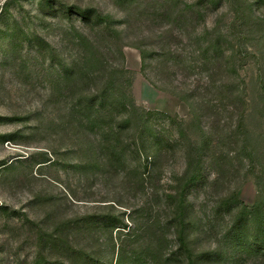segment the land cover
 I'll return each instance as SVG.
<instances>
[{
    "label": "rangeland",
    "instance_id": "374dc122",
    "mask_svg": "<svg viewBox=\"0 0 264 264\" xmlns=\"http://www.w3.org/2000/svg\"><path fill=\"white\" fill-rule=\"evenodd\" d=\"M0 264H264V0H0Z\"/></svg>",
    "mask_w": 264,
    "mask_h": 264
},
{
    "label": "trees",
    "instance_id": "16d2710c",
    "mask_svg": "<svg viewBox=\"0 0 264 264\" xmlns=\"http://www.w3.org/2000/svg\"><path fill=\"white\" fill-rule=\"evenodd\" d=\"M83 14V13H82ZM180 241H181V246L183 249H186L188 252H189V246H188V243L186 241V238L184 237L183 234H181L180 236Z\"/></svg>",
    "mask_w": 264,
    "mask_h": 264
}]
</instances>
